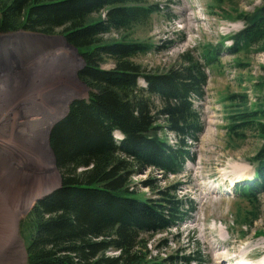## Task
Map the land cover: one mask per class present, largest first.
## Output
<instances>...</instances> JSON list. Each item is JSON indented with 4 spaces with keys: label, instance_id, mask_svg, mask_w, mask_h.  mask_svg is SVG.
Masks as SVG:
<instances>
[{
    "label": "rangeland",
    "instance_id": "1",
    "mask_svg": "<svg viewBox=\"0 0 264 264\" xmlns=\"http://www.w3.org/2000/svg\"><path fill=\"white\" fill-rule=\"evenodd\" d=\"M262 4L264 0H146L143 5L157 6V13L104 34L101 40L152 45L133 60L142 73H161L184 64L188 57L200 58L207 45H216L221 37L243 27L236 21L240 13ZM105 15L95 13L91 21ZM63 30L0 33V264H28L31 209L38 198L62 184V172L49 143L51 127L67 115L73 100L89 97L90 87L78 76L85 60L61 34ZM114 66V60L105 56L101 67ZM206 68L205 98L194 100L202 115L203 132L198 141L186 139L191 158L184 170L170 174L150 167L131 178L135 195L143 199L166 206V197L175 196L187 203L185 211L190 210L189 200L195 203V209L171 228L145 234L149 258L179 260L199 252L205 258L203 264H212L200 229L206 228L208 237L217 239L218 233L211 230L215 227L228 239L226 245H219L229 248L225 249L228 255L248 250L250 262L263 264L264 248L258 244L264 240V188L258 186L252 158L264 139L255 132L231 136L228 127L238 109L231 95L246 94L250 108L264 105V52H224ZM140 85L146 88L147 82L141 79ZM154 101L162 138L177 145L179 136L167 129L159 112L162 102ZM121 136L115 133L116 139ZM245 175L242 182L236 181ZM244 190L254 193L242 196ZM26 208L22 216L18 214ZM178 264H187L186 259Z\"/></svg>",
    "mask_w": 264,
    "mask_h": 264
},
{
    "label": "trees",
    "instance_id": "2",
    "mask_svg": "<svg viewBox=\"0 0 264 264\" xmlns=\"http://www.w3.org/2000/svg\"><path fill=\"white\" fill-rule=\"evenodd\" d=\"M145 1L0 0V33L27 29L53 34L64 29L61 34L85 60L78 76L90 87L88 99L73 100L67 115L51 127L49 143L62 184L38 198L31 209L28 264L205 262L199 252L179 260L149 258L145 234L171 228L195 209V203L189 200L190 210L185 211L187 203L175 196L166 197V206L143 199L135 195L131 178L150 167L170 174L184 170L191 158L186 139L198 141L203 132L202 115L193 100H204L205 64L217 62L224 45H207L202 59L188 57L165 72L142 73L133 58L152 45L104 43L101 36L157 13V6L143 5ZM102 11L105 17L92 22L91 16ZM237 18L245 26L230 37L233 45L227 51L264 52V4ZM105 56L114 60V68L101 67ZM155 98L162 102L159 112L167 129L179 136L177 145L162 138ZM229 98L238 108L228 127L231 136L255 132L264 139V105L250 108L246 94ZM116 132L123 135L121 140ZM252 160L259 187L264 188V143ZM240 193L253 195L251 190Z\"/></svg>",
    "mask_w": 264,
    "mask_h": 264
},
{
    "label": "bare ground",
    "instance_id": "3",
    "mask_svg": "<svg viewBox=\"0 0 264 264\" xmlns=\"http://www.w3.org/2000/svg\"><path fill=\"white\" fill-rule=\"evenodd\" d=\"M247 177L248 175L237 177L236 181L242 182ZM206 230H207L206 228L200 229L201 238L204 240V242L207 244V247L210 249V252L212 254V264H224L225 261L229 262L230 264H261L259 262L252 263L248 260L250 253H251L248 250L245 252L243 249L242 250L239 249L238 254L228 255L227 252L225 251L227 247L225 246L223 248H220L219 246L220 244L226 245L227 240H228L227 237L224 235V232L222 231V229H217L215 227L211 228V230H215L218 233L216 235L218 236L217 239H213V238L210 239L208 237V233L206 232ZM258 245H259V248L261 249L264 248V240L262 242H259ZM227 250H229V248H227ZM235 260H237V262H235ZM262 263L264 264L263 261Z\"/></svg>",
    "mask_w": 264,
    "mask_h": 264
}]
</instances>
